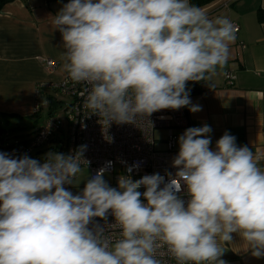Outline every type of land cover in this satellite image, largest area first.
<instances>
[{"label":"clouds","instance_id":"clouds-1","mask_svg":"<svg viewBox=\"0 0 264 264\" xmlns=\"http://www.w3.org/2000/svg\"><path fill=\"white\" fill-rule=\"evenodd\" d=\"M52 17L63 40L60 71L88 86L84 107L107 127L161 110L201 111L187 83L210 81L236 39L228 18L209 19L189 0H69ZM211 132L205 124L178 137L174 175L133 180L134 164L112 187L101 168L76 194L65 185L88 164L87 145L43 162L0 152V264H162L163 246L177 264H228L222 246L233 233L264 257L261 158L227 131L213 150ZM109 214L115 240L94 223Z\"/></svg>","mask_w":264,"mask_h":264},{"label":"crops","instance_id":"crops-1","mask_svg":"<svg viewBox=\"0 0 264 264\" xmlns=\"http://www.w3.org/2000/svg\"><path fill=\"white\" fill-rule=\"evenodd\" d=\"M65 3L67 0H10L0 10V120H32V134L41 125L33 114L36 91L39 96L43 92L48 103L53 98L49 93L57 92L51 84L64 75L60 71L63 43L58 30L52 28V16ZM198 7L209 19L228 18L239 31L229 45L226 65L218 66L210 81L187 83L192 104L202 110L192 113L185 107L189 125L175 129L176 148L178 137L187 128L207 124L212 129L213 150L227 131L236 137L238 147L247 146L261 158L264 169V0H212ZM43 58L57 62L53 72L44 68ZM232 235V243L222 246V259L228 264H264V257H253L244 250L241 238Z\"/></svg>","mask_w":264,"mask_h":264},{"label":"built area","instance_id":"built-area-1","mask_svg":"<svg viewBox=\"0 0 264 264\" xmlns=\"http://www.w3.org/2000/svg\"><path fill=\"white\" fill-rule=\"evenodd\" d=\"M233 25L235 34H237L239 26ZM59 38L63 43L60 32ZM41 62L48 72H53L58 65L55 60L49 58H43ZM226 77L228 83H231L230 75L227 74ZM51 87L59 94L69 97L63 109L66 128L64 129V123L60 117L49 115L31 136L23 140L9 142L8 138H4L0 133V152L9 153L15 157L26 154L32 158L35 148L50 141L62 142L65 138L66 155L73 153L81 145H87L84 159L88 161V164L82 162L81 167L89 170L90 178L101 168H107L105 175L108 174L118 179L120 175H128L126 167L134 164H138L139 167L134 168L131 173L133 180L146 174L165 175L166 171L175 174L177 169L172 167V159L179 150L175 145V129L189 125L185 107L179 110L169 109L155 112L148 118L149 120L147 118L138 119L136 125L112 123L110 127H107L102 125V120L97 115H91L90 111L84 107L85 96L81 93L88 87L86 84L73 83L64 74L62 79L51 84ZM37 95L36 91L33 114L40 110ZM157 129L165 131L162 139L155 138L154 132ZM160 144L161 147H159ZM50 148L57 151L55 147L50 146ZM39 161L43 162V160ZM109 161L112 162L110 167H108ZM65 187L70 190V185H65ZM143 190V188L140 189V191ZM180 195L187 202L186 189L182 188ZM94 223L104 226L113 240L119 238V229L108 227L115 223L111 214L108 216L107 223L99 218H95ZM157 258L162 261V264H177L175 259L167 253L166 246L158 250Z\"/></svg>","mask_w":264,"mask_h":264},{"label":"rangeland","instance_id":"rangeland-1","mask_svg":"<svg viewBox=\"0 0 264 264\" xmlns=\"http://www.w3.org/2000/svg\"><path fill=\"white\" fill-rule=\"evenodd\" d=\"M54 99V108L52 109V114L54 117H60L64 123V129L66 128V122L64 117V105L69 101V97L59 94L58 92H51L49 93ZM37 102L39 103L40 110L36 113V121L38 124H41L44 119L49 116V111L51 110L49 104L46 101V96H44L43 92H41L40 96L37 95ZM9 119L8 123L1 119L0 125L3 128L2 135L4 138H8L9 142H14L16 139L21 138L23 136H31L32 135V120L29 119H13L11 117L4 118ZM7 134V136H5ZM165 135V131L162 129H157L154 132V136L156 139H162ZM50 146L55 147L57 151H53ZM161 147V144L159 145ZM49 152H56V153H63L66 155V148H65V138L62 142H48L43 146L37 147L33 151L32 158L43 160L45 155ZM90 178V172L88 169L81 167L80 173L77 174L73 184L70 185V191L74 194L81 191L86 183L87 179ZM105 180L109 183L110 186L116 187L118 179L114 178L111 175H104Z\"/></svg>","mask_w":264,"mask_h":264},{"label":"trees","instance_id":"trees-1","mask_svg":"<svg viewBox=\"0 0 264 264\" xmlns=\"http://www.w3.org/2000/svg\"><path fill=\"white\" fill-rule=\"evenodd\" d=\"M8 1H10V0H0V10H1V8H2V6L6 3V2H8ZM210 1H212V0H189V2L192 4V5H195V6H201V5H204V4H206V3H208V2H210ZM48 104H49V107H50V111H49V115L50 114H52V109L55 107L54 106V104H55V102H54V99L53 98H49V102H48ZM2 130H3V128L1 127V125H0V133L2 132Z\"/></svg>","mask_w":264,"mask_h":264}]
</instances>
